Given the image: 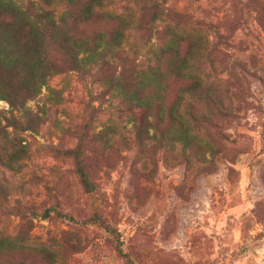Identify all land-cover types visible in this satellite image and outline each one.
<instances>
[{"label": "rangeland", "instance_id": "374dc122", "mask_svg": "<svg viewBox=\"0 0 264 264\" xmlns=\"http://www.w3.org/2000/svg\"><path fill=\"white\" fill-rule=\"evenodd\" d=\"M29 1L69 20L62 0ZM101 2L82 32L128 20L115 69L158 67L163 114L106 92L91 64L22 110L0 99V236L24 245L0 263L264 264V0ZM81 132L89 190L67 152Z\"/></svg>", "mask_w": 264, "mask_h": 264}, {"label": "trees", "instance_id": "16d2710c", "mask_svg": "<svg viewBox=\"0 0 264 264\" xmlns=\"http://www.w3.org/2000/svg\"><path fill=\"white\" fill-rule=\"evenodd\" d=\"M62 1L71 11L69 20L63 16L55 19L51 9L38 6L34 1L23 3L0 0V99L8 100L11 108L22 110V98L19 99L21 94L34 93L41 85H46L51 75L64 68L79 69L91 64L101 71L106 92L116 95L133 109H140L145 114L153 111L156 116H161L164 111L161 100L152 96V92L161 87L162 74L159 68L148 65L142 70L127 69L135 78L115 69V61L119 62L124 57L120 45L124 40L128 20L119 14L108 15L115 20L113 29L84 34V23L104 17L100 15L101 0ZM178 70L177 74L182 75V71ZM12 80L17 81L20 89L14 87ZM197 87V83H192L181 92L193 91ZM179 98L176 102H179ZM177 104L167 109L169 115L173 116L177 112ZM8 122L12 127H17L14 117ZM21 128L31 129L32 125L28 120ZM83 136L84 132H81L78 143L67 152L82 185L89 190L91 187L84 170ZM23 246L19 238L0 236V249L10 250Z\"/></svg>", "mask_w": 264, "mask_h": 264}]
</instances>
